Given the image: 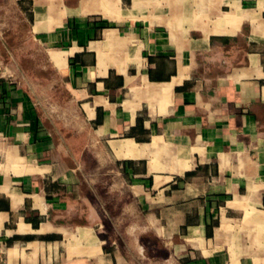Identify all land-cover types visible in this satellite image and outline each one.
<instances>
[{"label":"crops","instance_id":"1","mask_svg":"<svg viewBox=\"0 0 264 264\" xmlns=\"http://www.w3.org/2000/svg\"><path fill=\"white\" fill-rule=\"evenodd\" d=\"M0 264H264V0H0Z\"/></svg>","mask_w":264,"mask_h":264},{"label":"rangeland","instance_id":"2","mask_svg":"<svg viewBox=\"0 0 264 264\" xmlns=\"http://www.w3.org/2000/svg\"><path fill=\"white\" fill-rule=\"evenodd\" d=\"M6 66H8V65H6ZM30 66H31V65H30ZM8 67H9V66H8ZM27 67H28V65H27ZM12 71H13L12 68L9 67V72L12 73Z\"/></svg>","mask_w":264,"mask_h":264}]
</instances>
